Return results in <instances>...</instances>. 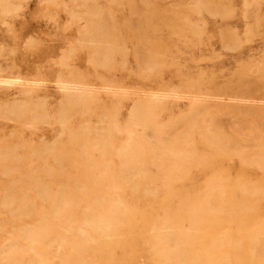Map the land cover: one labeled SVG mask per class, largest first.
I'll list each match as a JSON object with an SVG mask.
<instances>
[{
	"label": "rangeland",
	"instance_id": "1",
	"mask_svg": "<svg viewBox=\"0 0 264 264\" xmlns=\"http://www.w3.org/2000/svg\"><path fill=\"white\" fill-rule=\"evenodd\" d=\"M153 119L157 137L144 128ZM205 138L233 155L264 156V0H0V255L58 200L103 214L109 168L117 195L153 212L161 198L135 194L130 180L162 190L173 167L160 160L164 150L200 153ZM129 141L146 151L125 168L118 154ZM230 160L223 167L233 174ZM204 176L190 171L196 186ZM77 214L62 218L71 225ZM136 245L134 254L127 240L110 262L79 258L151 264ZM64 252L55 246L45 257L59 264Z\"/></svg>",
	"mask_w": 264,
	"mask_h": 264
},
{
	"label": "bare ground",
	"instance_id": "2",
	"mask_svg": "<svg viewBox=\"0 0 264 264\" xmlns=\"http://www.w3.org/2000/svg\"><path fill=\"white\" fill-rule=\"evenodd\" d=\"M64 87L68 91L75 90L72 85ZM150 123L144 128L153 135L156 133L157 137L160 125H156L154 119ZM155 142L160 141L157 138ZM189 142L191 146L195 144ZM144 151V142L129 141L118 158L123 167H130L143 160ZM161 157V161L173 162V167L164 172L166 180L162 190L141 185L145 182L142 180H130L129 184V189L135 194L161 198L153 212L140 211L135 204L119 197L114 186L117 174L109 168L106 178L113 195L103 214L58 200L43 216L41 226L20 229L0 259H5L4 264H49L45 256L50 255L56 246L65 250L58 257L59 264H92L79 258L83 253H91L94 259L101 257L110 262L123 256L122 247L129 240L134 254L138 253L136 242L144 245L151 264H264V156L233 155L218 139L205 138L200 153L184 154L165 149ZM231 158L238 162L237 171L233 174L223 167V163H228ZM161 161L154 162L156 167ZM89 165L94 166L92 162ZM193 169L206 172L202 185L196 186L190 177ZM249 170H260L261 176L254 177L247 173ZM157 175L154 174L153 179L156 180ZM179 181H187L189 185H173ZM74 208L79 218L67 225L62 215L69 214ZM21 213L27 214V209ZM70 234L78 241L66 242ZM15 254L27 256L26 261H18Z\"/></svg>",
	"mask_w": 264,
	"mask_h": 264
}]
</instances>
